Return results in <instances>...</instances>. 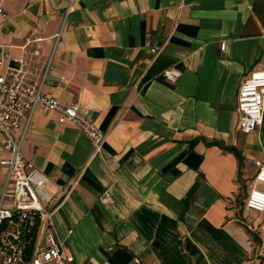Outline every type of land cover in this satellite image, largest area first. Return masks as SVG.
<instances>
[{
	"label": "crops",
	"instance_id": "obj_1",
	"mask_svg": "<svg viewBox=\"0 0 264 264\" xmlns=\"http://www.w3.org/2000/svg\"><path fill=\"white\" fill-rule=\"evenodd\" d=\"M256 1L0 0L4 69L37 83L47 67L42 92L78 104L104 133L94 153L74 125L39 109L22 145L50 179L72 264H264V211L245 207L250 189L264 190L253 181L264 113L243 135L236 112L239 85L264 70ZM170 68L175 84L163 77ZM3 180L0 167V191Z\"/></svg>",
	"mask_w": 264,
	"mask_h": 264
},
{
	"label": "built area",
	"instance_id": "obj_2",
	"mask_svg": "<svg viewBox=\"0 0 264 264\" xmlns=\"http://www.w3.org/2000/svg\"><path fill=\"white\" fill-rule=\"evenodd\" d=\"M0 5V32L6 19ZM58 35L56 37V40ZM37 40H41L38 38ZM225 43L220 44L224 49ZM156 49H151L154 52ZM4 52L0 45V133L2 147L9 152L7 158L0 159L4 180L0 191V227L13 223L15 219L25 221L38 216L42 222L39 245L29 264H72L73 256L55 230L51 208L52 195L47 190L49 177L22 156V145L28 134L35 112L39 109L55 111L59 123H70L87 138L94 153H99L104 141V133L90 120L80 106L74 102L64 104L42 92L47 67L39 82L26 79V73L19 68L4 69ZM170 84L180 78L174 68L163 72ZM237 130L247 135L263 122L264 113V70L251 71L239 85L236 93ZM255 169L253 181L264 184V161H253ZM99 202L107 207L113 204L108 190L102 192ZM245 207L255 212L264 211V190L253 187L245 199ZM1 264H20L15 257L4 255ZM89 264V263H84Z\"/></svg>",
	"mask_w": 264,
	"mask_h": 264
},
{
	"label": "rangeland",
	"instance_id": "obj_3",
	"mask_svg": "<svg viewBox=\"0 0 264 264\" xmlns=\"http://www.w3.org/2000/svg\"><path fill=\"white\" fill-rule=\"evenodd\" d=\"M256 5L264 24V0H257ZM245 191L246 189L242 188L235 201L240 214L244 211ZM42 229V222L38 216L25 221L15 219L13 223H5L0 231V264L4 255L15 257L20 264H29L41 240ZM28 248H30V257L26 259L25 254Z\"/></svg>",
	"mask_w": 264,
	"mask_h": 264
},
{
	"label": "trees",
	"instance_id": "obj_4",
	"mask_svg": "<svg viewBox=\"0 0 264 264\" xmlns=\"http://www.w3.org/2000/svg\"><path fill=\"white\" fill-rule=\"evenodd\" d=\"M229 150L233 151L235 153L236 157L238 158V161L240 162L241 161V157H240L239 153L236 152L233 148H229ZM1 230H2V227H0V231ZM29 255H30V248H28V251H26V254H25L26 259L30 257Z\"/></svg>",
	"mask_w": 264,
	"mask_h": 264
}]
</instances>
